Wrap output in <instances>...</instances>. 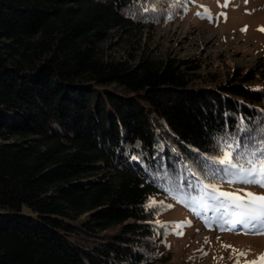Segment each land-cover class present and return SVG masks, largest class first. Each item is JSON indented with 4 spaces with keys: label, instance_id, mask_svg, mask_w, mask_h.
<instances>
[{
    "label": "trees",
    "instance_id": "16d2710c",
    "mask_svg": "<svg viewBox=\"0 0 264 264\" xmlns=\"http://www.w3.org/2000/svg\"><path fill=\"white\" fill-rule=\"evenodd\" d=\"M142 1L0 0V264H151L173 224L149 198L209 229L184 166L225 133L264 140L256 69L198 84L188 60L105 54Z\"/></svg>",
    "mask_w": 264,
    "mask_h": 264
},
{
    "label": "rangeland",
    "instance_id": "374dc122",
    "mask_svg": "<svg viewBox=\"0 0 264 264\" xmlns=\"http://www.w3.org/2000/svg\"><path fill=\"white\" fill-rule=\"evenodd\" d=\"M185 1H142L132 15L139 28L112 33L103 45L105 54L120 60L142 53L188 60L195 70L187 72L196 76L193 80L198 84L208 83L211 76L220 82L235 70L251 68L257 70L258 80L264 78V0H230L227 7L223 6L226 0H193L184 5ZM199 8L206 13L204 17L194 15ZM209 15L212 19L207 20ZM220 188L227 192L239 189L240 195L245 191L264 195V189L255 186L223 183ZM151 199L155 221L163 226L173 224V235L160 237L151 264H235L238 253H248V261L264 254V235L207 229L181 208H169L163 197ZM179 224L185 225L182 236L176 234L181 230L176 227ZM240 264H245L244 257Z\"/></svg>",
    "mask_w": 264,
    "mask_h": 264
},
{
    "label": "snow or ice",
    "instance_id": "6c2138e0",
    "mask_svg": "<svg viewBox=\"0 0 264 264\" xmlns=\"http://www.w3.org/2000/svg\"><path fill=\"white\" fill-rule=\"evenodd\" d=\"M229 2L230 0H226L223 6L227 7ZM145 10H148L147 7ZM244 30L246 29H242ZM239 127L241 132L246 131L242 120ZM253 140L254 137L241 139L225 133L217 137V155L203 156L195 162V166H184L188 175L195 177V180L188 181L187 190L184 186H179L176 189L177 198L179 202L186 203V206H194V214L203 217L205 226L209 229L215 223L221 230H242L238 234L264 235V195L250 191L240 195L239 189L227 192L220 188V185L226 182L229 185L242 184L245 187L264 189V140L252 142ZM154 205L155 201L149 198L145 207L151 208ZM208 213L212 215L209 216ZM224 225L228 226L227 229ZM184 226L176 225L181 229L177 235H183ZM205 243H209L207 237ZM247 255L246 252L238 253L235 264H240L241 257L245 258V264H264V254L251 261L246 259Z\"/></svg>",
    "mask_w": 264,
    "mask_h": 264
}]
</instances>
